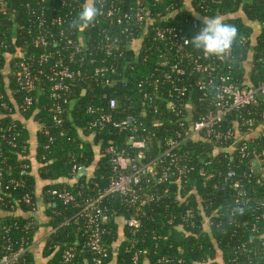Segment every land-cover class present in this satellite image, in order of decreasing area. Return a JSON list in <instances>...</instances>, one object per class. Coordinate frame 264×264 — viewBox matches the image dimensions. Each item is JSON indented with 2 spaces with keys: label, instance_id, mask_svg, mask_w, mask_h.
I'll return each instance as SVG.
<instances>
[{
  "label": "trees",
  "instance_id": "obj_1",
  "mask_svg": "<svg viewBox=\"0 0 264 264\" xmlns=\"http://www.w3.org/2000/svg\"><path fill=\"white\" fill-rule=\"evenodd\" d=\"M148 1L154 14H167L165 20L157 18V24L183 28L191 37L198 32L193 28L194 21L202 24V18L219 16L226 23L235 24L240 37L231 49L234 73L244 75L245 64L251 63V78L246 84H256L264 79V0ZM80 7V2L75 0H0V102L2 99L10 107L3 108L4 114L0 117L1 182L4 185L10 178L24 182L20 186L11 185L9 189L0 188V259L7 253L9 244L17 249L21 242L28 245L35 241L39 222L34 214L41 204L49 217L50 226L56 228L44 249L50 257V264H92V254L85 245L83 219L78 220L75 215L86 198H93L99 191L105 190L118 175L111 156L105 152L106 145L113 141L119 149H125L126 140L131 135V132L112 127L102 130L88 127L92 116L87 112L88 105L106 102L104 95L108 90L91 75L101 61L117 63L122 75L129 81L127 86L115 87L118 108L121 109V116L145 123L149 141L146 152L158 154L164 140L174 136L178 129L170 116H165L166 113L156 114L148 109L146 114L142 112L139 89L135 83L145 78L157 61L158 42L151 34L138 36L135 45L119 58L99 52L95 64H84L88 74L84 81L77 82L72 88L70 98L74 100L73 106L59 116L60 122L55 120V111L50 109L52 105L45 76H41L39 101L33 107L22 110V92H12L17 88L12 69L18 58L17 48L27 51L33 62L45 51L34 44L37 17L33 11L38 14L45 12L46 20L41 23L43 30L50 29L56 35L63 32L62 37L69 39L81 34V40L89 36L98 39V30L104 26L113 28L112 31L119 30L115 23L103 18H99L100 23L82 31L71 29L69 24L77 17ZM59 15L62 21H58ZM129 61H137V66L129 68ZM46 64L43 62L38 66L46 69ZM196 103L198 111H204L206 104ZM262 110L264 100L258 106L250 105L235 112L224 121L222 126L231 127L235 133L234 138L225 142H215L202 133L191 136L179 155L183 161L195 164L196 169L165 182L152 181L150 187L158 192L159 200L138 210L117 194L106 197L103 204L108 210L109 220L104 224V241L109 256L103 264H133L136 250L143 251L139 264H157L160 259L166 258L182 259L181 264H228L241 242H253L250 240V229L254 221H257L259 237L264 239V172L249 175V168L254 166L256 158L253 155L241 158L238 151L230 152L225 146L239 139V145H246L249 151L257 149L261 153L260 159L264 160V132L259 136L254 133L261 128V124L250 127L246 123ZM155 121L160 124L154 126ZM33 123H36L34 150L30 137ZM18 131L17 146H12L7 139ZM1 134H5L6 138ZM203 159L213 160L212 166L216 170V175L206 182L197 172L198 163ZM183 161H180L181 164ZM75 166H84L86 172L74 176ZM229 169L236 170L246 184L250 197L247 203L261 202V209L253 211L246 208L244 213L231 215L235 204L234 191L225 180ZM258 178L262 179V183L257 182ZM54 188L74 193L81 191L82 195L73 203L63 204L48 192ZM25 196L30 198L29 203L25 201ZM191 209L196 213L197 224L194 227L186 226L183 220ZM131 217L141 220L136 230L124 223ZM234 218L233 225L229 224ZM67 219H70L69 223L63 224ZM208 221L212 224L209 225ZM6 228L9 230L6 231ZM67 249L75 253L71 263L64 261ZM24 263L32 264L31 250L24 256Z\"/></svg>",
  "mask_w": 264,
  "mask_h": 264
},
{
  "label": "built area",
  "instance_id": "obj_2",
  "mask_svg": "<svg viewBox=\"0 0 264 264\" xmlns=\"http://www.w3.org/2000/svg\"><path fill=\"white\" fill-rule=\"evenodd\" d=\"M75 1L80 2V5L84 2V0ZM97 4L102 9V15L91 27L97 22L100 23L99 18L109 20L115 23V27L116 25L119 27V30L112 31L111 27L101 26L102 28L98 30V39L89 36L81 40L82 34L75 39H69L62 37L63 32L56 35L50 29L43 30L41 23L46 20L45 12L38 14L33 11L37 17V35L34 36V44L43 47L45 51L33 62L27 51L17 48L18 58L12 66L17 88L12 92L13 94L22 92L20 106L22 110H27L39 101L42 92L41 76H45L43 78L48 83V97L52 105L50 109L55 111L54 118L60 122L59 116L73 106L74 100L70 98L72 88L77 82L84 81L88 74L84 64H95L99 52L106 56L114 55L115 58L123 56L135 45L138 36L146 37L151 34L158 42L156 64L145 78L135 83V87L139 89L144 114L147 109L156 114L166 113L165 116H170L177 124L175 135L164 140L161 151L156 155L146 152L149 149V141L145 123L132 117L121 116L115 87L127 86L129 81L122 75L118 64L101 61L100 65L93 68L92 74L89 73L108 91L104 95L106 98L104 104L88 105L87 112L92 115L88 127L100 130L112 127L118 131L131 132L126 140L128 149H119L113 141L106 145L105 152L111 156L118 175L105 190L99 191L93 198H86L83 207L75 215L76 219H83L85 245L92 254V264H103L109 256L104 241L106 232L104 224L109 220L108 210L103 204L105 198L117 194L125 202L136 206L138 210L159 200L158 192L150 187L152 181L165 182L174 176L183 177L196 169L195 164L183 161L179 155L189 138L199 133L218 143L234 138L233 129L223 127L222 123L235 112L250 105L258 106L260 101L264 100V79L256 84H246L245 75L234 73L232 50L223 58L215 56L206 58L203 54L194 52L190 45L185 44V40L191 39V36L187 35L183 28L157 24V18L165 20L167 14L163 15L162 12L154 14L148 0H133L132 3L122 0H97ZM58 21H62L60 15ZM200 27L202 24L194 21L193 28L198 31ZM43 62L47 63L46 69L38 66ZM128 65L133 69L137 66V61H129ZM83 91L86 92V89ZM196 101L206 104L204 111H198ZM3 108L10 107L1 99L0 117L4 114ZM246 123L250 127L261 124L259 126L261 128L254 132L256 136L261 135L264 132V110L258 111L257 117H250ZM157 124L160 123L153 122L154 126ZM236 134L240 137L238 132ZM19 135L20 131L12 138H8L7 142L17 146L16 137ZM1 136L4 138L5 134ZM238 142L239 139L225 146L230 152L238 151L241 158L248 155L256 158L255 162L259 163V167L254 164L249 168V175L263 173L264 160L260 159L261 153L257 149L249 151L246 145H239ZM180 161H183L182 164ZM213 163L211 159H203L198 163L197 172L204 182L216 175ZM85 172L84 166H75L73 169L74 176H80ZM1 175L0 173V188L9 189L11 185L20 186L24 183L22 180L10 178L2 185ZM225 180L234 191L235 207L232 216L244 213L246 208H251L253 211L261 209V202L247 203V198H250L249 191L236 170H227ZM257 182L262 183V179L258 178ZM48 192L63 204L73 203L82 195L81 191L74 193L68 189L58 188ZM25 201L29 203L30 198L25 196ZM183 220L186 226H196V213L192 209L189 210L183 216ZM234 220L235 218L229 224L233 225ZM69 221L70 219H67L63 224ZM208 222L209 225L212 224L211 221ZM124 223L130 229L136 230L140 227L141 220L139 217H131L125 219ZM28 225L30 226L31 223ZM8 230L9 228H6V231ZM55 230L56 228H53L50 235ZM257 230V221H254L250 229V240L253 242H241L228 264H264V239L259 237ZM34 242L28 245L21 242L17 249H13L9 244L7 253L0 259V264H25L24 256L33 248ZM142 252V250L134 252L133 264H139ZM74 256L75 253L67 249L63 255L64 261L71 263ZM181 263L182 259L166 258L160 259L157 264Z\"/></svg>",
  "mask_w": 264,
  "mask_h": 264
},
{
  "label": "clouds",
  "instance_id": "obj_3",
  "mask_svg": "<svg viewBox=\"0 0 264 264\" xmlns=\"http://www.w3.org/2000/svg\"><path fill=\"white\" fill-rule=\"evenodd\" d=\"M102 15V9L97 0H84L77 17L69 27L73 30H84L90 27ZM240 37L239 29L235 24H228L219 16L202 18V27L185 44L190 45L207 57H225Z\"/></svg>",
  "mask_w": 264,
  "mask_h": 264
},
{
  "label": "crops",
  "instance_id": "obj_4",
  "mask_svg": "<svg viewBox=\"0 0 264 264\" xmlns=\"http://www.w3.org/2000/svg\"><path fill=\"white\" fill-rule=\"evenodd\" d=\"M249 65V66H248ZM251 63L245 64V78L247 82L250 81L251 78ZM28 123V122H27ZM29 126V123H28ZM32 127V126H30ZM35 129H36V123H33V128H30V132L32 135L31 137V143H32V150H34V145L36 141L35 137ZM40 190L41 182H38ZM34 214L36 220L39 222V229L37 230V234L35 237V242L33 245V248L31 249V255H32V264H50V257H48L44 253L45 246L48 242L49 235L51 231L53 230V227L49 224V217L47 216V213L45 212L44 208L41 206L37 208ZM220 256V255H219ZM113 264V263H112Z\"/></svg>",
  "mask_w": 264,
  "mask_h": 264
},
{
  "label": "water",
  "instance_id": "obj_5",
  "mask_svg": "<svg viewBox=\"0 0 264 264\" xmlns=\"http://www.w3.org/2000/svg\"><path fill=\"white\" fill-rule=\"evenodd\" d=\"M255 166H256V167H259V163H258V162H255Z\"/></svg>",
  "mask_w": 264,
  "mask_h": 264
}]
</instances>
